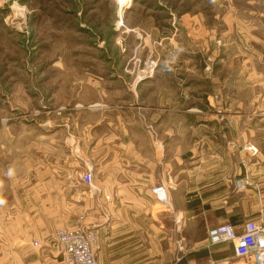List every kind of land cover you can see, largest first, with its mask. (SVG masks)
Instances as JSON below:
<instances>
[{
    "label": "crops",
    "instance_id": "0c3cea01",
    "mask_svg": "<svg viewBox=\"0 0 264 264\" xmlns=\"http://www.w3.org/2000/svg\"><path fill=\"white\" fill-rule=\"evenodd\" d=\"M152 77L137 86L124 111L89 102L84 110L72 109L74 117L54 121L52 134L37 138L47 149L14 151L4 124L0 264H62L55 234L82 216L97 236L98 264H254L237 257L232 243L208 248V230L230 223L242 233L250 220L264 224V134L253 131L264 122L216 113L190 120L174 77L172 86L157 84L159 72ZM211 93H201L199 106L219 105ZM78 167L92 171L97 194L70 183L67 176ZM241 178L249 184L238 190ZM162 184L169 202L163 209L153 193ZM176 222L186 224L184 237L192 245L182 260H176Z\"/></svg>",
    "mask_w": 264,
    "mask_h": 264
},
{
    "label": "rangeland",
    "instance_id": "374dc122",
    "mask_svg": "<svg viewBox=\"0 0 264 264\" xmlns=\"http://www.w3.org/2000/svg\"><path fill=\"white\" fill-rule=\"evenodd\" d=\"M156 72L157 84L172 86L174 77L190 120L216 113L261 124L264 0H0V131L7 123L14 151L47 149L38 136L76 106L124 111ZM210 92L219 105L199 106ZM127 110L148 121L138 107ZM253 131L261 136L264 127ZM86 170L67 178L78 182ZM185 226H172L176 260L192 246Z\"/></svg>",
    "mask_w": 264,
    "mask_h": 264
},
{
    "label": "built area",
    "instance_id": "2783aa9c",
    "mask_svg": "<svg viewBox=\"0 0 264 264\" xmlns=\"http://www.w3.org/2000/svg\"><path fill=\"white\" fill-rule=\"evenodd\" d=\"M78 179L74 185L82 183L87 187L88 192L97 194L98 190L93 183V173L90 169L82 172ZM248 184L249 181L246 178L238 179L235 182L238 190L244 189ZM153 193L161 205L168 206V197L163 184L154 188ZM107 198L109 197L107 196ZM82 219L83 217H80L77 226L61 228L55 234L54 241L59 249L62 264H98L96 234L91 228L82 225ZM224 243L234 245L237 257H249L252 258L254 264H264V224L250 220L245 224L242 233H237L230 223L219 224L208 231L209 247ZM33 245L42 246L39 241H35Z\"/></svg>",
    "mask_w": 264,
    "mask_h": 264
}]
</instances>
